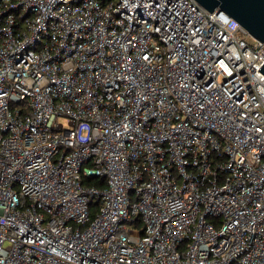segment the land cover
<instances>
[{
  "label": "built area",
  "instance_id": "2783aa9c",
  "mask_svg": "<svg viewBox=\"0 0 264 264\" xmlns=\"http://www.w3.org/2000/svg\"><path fill=\"white\" fill-rule=\"evenodd\" d=\"M263 54L196 0H0V264H264Z\"/></svg>",
  "mask_w": 264,
  "mask_h": 264
},
{
  "label": "water",
  "instance_id": "95a60500",
  "mask_svg": "<svg viewBox=\"0 0 264 264\" xmlns=\"http://www.w3.org/2000/svg\"><path fill=\"white\" fill-rule=\"evenodd\" d=\"M212 12H224L264 44V0H196ZM264 55V54H263ZM259 70L264 74V63Z\"/></svg>",
  "mask_w": 264,
  "mask_h": 264
},
{
  "label": "trees",
  "instance_id": "16d2710c",
  "mask_svg": "<svg viewBox=\"0 0 264 264\" xmlns=\"http://www.w3.org/2000/svg\"><path fill=\"white\" fill-rule=\"evenodd\" d=\"M85 183L86 184H90V185H97L99 187H103L105 184H104V180L100 179V178H97V177H90V178H87L85 179Z\"/></svg>",
  "mask_w": 264,
  "mask_h": 264
},
{
  "label": "rangeland",
  "instance_id": "374dc122",
  "mask_svg": "<svg viewBox=\"0 0 264 264\" xmlns=\"http://www.w3.org/2000/svg\"><path fill=\"white\" fill-rule=\"evenodd\" d=\"M60 122H62L65 125V127H70L69 119H68L67 116H61L60 117Z\"/></svg>",
  "mask_w": 264,
  "mask_h": 264
}]
</instances>
